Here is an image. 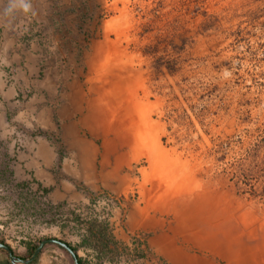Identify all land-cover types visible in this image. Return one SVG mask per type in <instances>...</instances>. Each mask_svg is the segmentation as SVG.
I'll return each instance as SVG.
<instances>
[{
	"label": "rangeland",
	"instance_id": "374dc122",
	"mask_svg": "<svg viewBox=\"0 0 264 264\" xmlns=\"http://www.w3.org/2000/svg\"><path fill=\"white\" fill-rule=\"evenodd\" d=\"M34 2L40 65L56 81L48 134L59 142L65 118L84 125L97 108L82 133L98 146L100 190L52 204L17 181L0 142V241L24 259L44 239L78 245L107 193L122 202L109 233L127 220L147 228L131 247L116 239L113 264H142L146 239L164 232L216 249V264H264V0ZM94 240L82 257L99 259ZM0 264H13L4 250Z\"/></svg>",
	"mask_w": 264,
	"mask_h": 264
},
{
	"label": "crops",
	"instance_id": "0c3cea01",
	"mask_svg": "<svg viewBox=\"0 0 264 264\" xmlns=\"http://www.w3.org/2000/svg\"><path fill=\"white\" fill-rule=\"evenodd\" d=\"M34 4V0H0V142L9 154L11 173L22 185H30L55 205L85 203L91 193L100 190L93 181L99 150L93 136L82 133V126H92L98 119L93 120L87 114L83 125L76 119L65 118L60 125V141L54 136L50 138L49 131L56 130L53 122L56 81L40 65L45 55L33 35ZM65 108L60 107L63 116ZM78 108L74 104L73 109ZM39 128L43 133L35 131ZM61 150L69 156L60 154ZM87 174L95 185L84 188L81 183L88 179ZM114 226L115 239L129 247L139 227L147 229L134 220H127L124 227L117 223ZM79 240L78 245L68 243L78 248L81 257ZM141 249L144 255L137 261L142 264H157V258L167 264H216V249L201 247L194 240L170 232L148 237ZM69 258L54 248L48 252L45 245L30 264H75L73 257ZM103 264L113 263L103 259Z\"/></svg>",
	"mask_w": 264,
	"mask_h": 264
},
{
	"label": "trees",
	"instance_id": "16d2710c",
	"mask_svg": "<svg viewBox=\"0 0 264 264\" xmlns=\"http://www.w3.org/2000/svg\"><path fill=\"white\" fill-rule=\"evenodd\" d=\"M88 235H86L80 245L81 246H89L92 245L91 240L95 239L94 244H96V246L100 245V249L99 252L97 253L98 258L101 262H103V259L105 258H110L111 255L113 257L114 252H116L117 254L120 253L118 251L119 247L118 246V241L113 237V235L111 233L108 232V224L103 223V222H98L97 220L93 219L92 221H89L88 223ZM69 245H71L70 243H68ZM111 245H114V249L111 247ZM38 245H31L28 248V257L31 256L34 252V250L37 248ZM72 246V245H71ZM74 248V250L77 253V247L72 246ZM2 250V249H0ZM78 254V253H77ZM19 257V256H18ZM22 258V257H19ZM78 259H79V263L83 264V259L78 255Z\"/></svg>",
	"mask_w": 264,
	"mask_h": 264
},
{
	"label": "built area",
	"instance_id": "2783aa9c",
	"mask_svg": "<svg viewBox=\"0 0 264 264\" xmlns=\"http://www.w3.org/2000/svg\"><path fill=\"white\" fill-rule=\"evenodd\" d=\"M101 205H103V207H101L102 210L100 211L96 206ZM121 206L122 202L119 196L105 193L94 201V208L96 209H91L90 215L87 216L88 221L95 219L98 222H103L111 226L112 222H116L112 215H114ZM120 216L122 217V214ZM120 220L121 218L119 217L118 221ZM81 249L84 251V255L86 251H90L87 246H82ZM95 257L93 254H88L85 257L81 256L83 264H102L100 260Z\"/></svg>",
	"mask_w": 264,
	"mask_h": 264
},
{
	"label": "water",
	"instance_id": "95a60500",
	"mask_svg": "<svg viewBox=\"0 0 264 264\" xmlns=\"http://www.w3.org/2000/svg\"><path fill=\"white\" fill-rule=\"evenodd\" d=\"M48 243H55V244L61 246L62 248H64L66 251H68L71 254V256L74 259L75 264H80L79 259H78V254L76 253L74 248L71 245H69L68 242L60 240L58 238H50V239L42 240L38 244L37 248L34 250L33 254L29 258H26V259L19 258L17 255L14 254L11 246L2 242V241H0V249L6 251L8 253L10 260L13 264H18V263L30 264L38 257V255L42 251L43 247Z\"/></svg>",
	"mask_w": 264,
	"mask_h": 264
},
{
	"label": "bare ground",
	"instance_id": "6f19581e",
	"mask_svg": "<svg viewBox=\"0 0 264 264\" xmlns=\"http://www.w3.org/2000/svg\"><path fill=\"white\" fill-rule=\"evenodd\" d=\"M97 108H93L92 106L90 107V112H89V116L91 119H97L98 117V113H97ZM91 113V114H90ZM86 123V122H85Z\"/></svg>",
	"mask_w": 264,
	"mask_h": 264
}]
</instances>
